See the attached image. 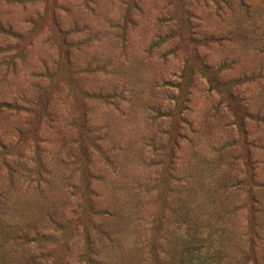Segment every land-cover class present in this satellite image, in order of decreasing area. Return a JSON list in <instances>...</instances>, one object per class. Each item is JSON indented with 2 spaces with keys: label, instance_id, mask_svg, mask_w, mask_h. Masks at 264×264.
<instances>
[{
  "label": "rangeland",
  "instance_id": "374dc122",
  "mask_svg": "<svg viewBox=\"0 0 264 264\" xmlns=\"http://www.w3.org/2000/svg\"><path fill=\"white\" fill-rule=\"evenodd\" d=\"M129 1L0 0V27L18 34L0 31V101L22 105L26 97L34 109L0 107V141L9 150L0 147L5 264L34 255L49 264H89L84 236L99 227L94 251L104 264H146V241L157 228L156 237L180 242L179 214L194 219V232L224 229L225 256L234 264L249 247L253 190L264 199V120L237 113L247 108L264 117V42L242 32L264 27V0H243L254 17L244 15L241 0H231L232 11L222 0L220 8L212 0L188 5L219 37L200 47L199 67H218L220 80L252 75L232 103L211 90L213 72L182 75L184 50L152 45L174 10L168 0H138L132 24L125 20ZM54 18L81 31L66 37ZM46 100L48 117L38 113ZM84 105L90 131L81 125ZM173 124L176 154L157 156L151 142ZM97 134L102 151L91 156L86 187L80 145L91 148ZM4 156L20 160L14 172ZM262 222L264 234V215ZM259 250L264 261V243Z\"/></svg>",
  "mask_w": 264,
  "mask_h": 264
},
{
  "label": "trees",
  "instance_id": "16d2710c",
  "mask_svg": "<svg viewBox=\"0 0 264 264\" xmlns=\"http://www.w3.org/2000/svg\"><path fill=\"white\" fill-rule=\"evenodd\" d=\"M168 4L173 6V12L171 15L167 16L164 21V26L166 27V31L164 34L159 35L158 39L155 40L152 45H160L161 43H170L172 44L171 49L173 51L179 52L180 50H184V65H183V76L189 75L193 77L195 72H201L205 75L206 71L213 72L215 76H212L210 79L211 90H216L220 94H224L226 100L239 99L236 91H239L240 86L248 82L252 75H243L238 77H231L228 80H220L216 74L219 73L218 67L215 70H211V67L206 63H203L201 68L198 65V61L201 60L200 56V47L203 45L209 44L211 41H216L219 39L218 36L214 35V33H210L209 31H205L202 27V18L201 15L194 11L195 9L191 8L188 5H192L195 3V0H168ZM207 1V0H204ZM213 3L216 4L219 8L221 7L220 3L217 0H212ZM241 7L244 10V15L246 17H250L253 15L252 12V4L247 1L241 0ZM225 3V6L229 7L232 11L236 8V4H232L231 0H222ZM140 4H138V0H130L128 3L129 13L126 15L125 20L126 23H133L131 12L132 9H137L140 11ZM197 5V4H196ZM195 5V6H196ZM255 14V13H254ZM254 17V15L252 16ZM54 23L59 27V32L65 35L66 37L73 35L77 32H80L81 29L70 27L68 30L61 28V24L58 19L54 18ZM6 31V33H10L13 36H18L13 31H8L4 27H0V31ZM83 30V29H82ZM243 30V29H242ZM244 36H248V33H253L254 37L259 42H264V27L263 28H254L250 30H243ZM69 39L67 38V43ZM3 49L0 48V52ZM68 55V52H67ZM69 56V55H68ZM227 65H221L220 69L226 68ZM48 69V68H47ZM49 70V69H48ZM186 77V76H185ZM84 90V89H83ZM87 97L98 98V99H107L110 101L114 94H104L96 91H83ZM24 103L20 105L18 102H10V101H0V107L9 108V109H21L27 110L28 112H32L34 109L29 105L30 99L26 97H21ZM178 98V106H184L181 104L183 100ZM46 101L42 102V107L38 110V113L41 112L44 117H48L50 115L49 112V103ZM34 103V101H33ZM231 103L229 105H231ZM44 107V108H43ZM43 108V110H42ZM85 109V110H84ZM84 110V111H83ZM41 113L38 115L39 118L43 119ZM237 113V112H236ZM180 114V113H179ZM238 116H248L249 118H257L258 120H264V117L259 113H252L247 108H241L237 113ZM82 128L86 131H90L88 123L89 114L86 109V105L82 108ZM174 129L173 126H170L168 130L162 132L163 135L160 140L156 141V143L151 142L153 149L156 151L157 156L161 153V156L166 155L169 158L174 157L176 154L177 141L174 140V137L171 136L172 131ZM81 137L84 133H80ZM167 135V136H166ZM79 137V138H81ZM93 140V139H92ZM103 138L97 134V137H94V141L92 142V146L86 147L85 145H80L82 153L86 157V167L82 168L81 171L85 176V184L86 187H90L91 178L93 176V170L90 167L91 164V156L94 152H101V142ZM0 147L9 152L8 147L5 142L0 141ZM40 149V148H39ZM38 149V150H39ZM91 149V150H90ZM3 152V151H2ZM4 165L9 169L10 172H14L16 170V164L20 161L18 158L13 156H4ZM171 160V159H170ZM264 187V183L260 184ZM0 195H2L0 189ZM252 204L249 206V223H248V232H249V241L247 249L244 251L241 249V258L240 261H237V264H243L242 261L247 260L251 264H264L263 259L260 257V245L264 243V234H262V215H264V199L257 192H252L251 194ZM2 201V196H1ZM181 215V216H180ZM179 227L185 230L183 233L181 240L178 244L174 245L170 242L168 234H165L161 237H156V232L160 231L155 230V227L151 229L155 233L154 240L150 238L146 241V244H149V258L146 264H234L232 260H228L227 256H225L224 251V239L225 231L222 228H217L214 230H208V232H197L192 231L195 230L196 223L194 219L190 216L188 218L183 214H179ZM59 225L58 223H56ZM100 234H104V230L102 227H99L97 233L92 234L91 232H87L84 236L85 238V253L83 256L85 260L89 264H104L100 253H96L94 251V241L95 238L100 237ZM25 236V235H24ZM20 235V237H24ZM222 236V239L220 238ZM19 237V236H18ZM1 242V241H0ZM223 242V243H222ZM148 254V255H149ZM240 255V253H239ZM245 255V256H244ZM235 260V259H234ZM0 264H5V262L0 257ZM21 264H49L47 261L43 260L40 255H34L32 257L27 258Z\"/></svg>",
  "mask_w": 264,
  "mask_h": 264
}]
</instances>
